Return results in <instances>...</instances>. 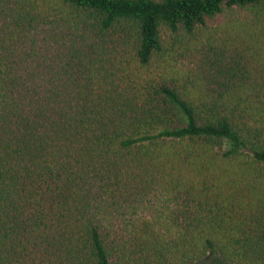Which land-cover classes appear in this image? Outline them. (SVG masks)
<instances>
[{
	"label": "trees",
	"instance_id": "obj_1",
	"mask_svg": "<svg viewBox=\"0 0 264 264\" xmlns=\"http://www.w3.org/2000/svg\"><path fill=\"white\" fill-rule=\"evenodd\" d=\"M0 264H264V0H0Z\"/></svg>",
	"mask_w": 264,
	"mask_h": 264
},
{
	"label": "rangeland",
	"instance_id": "obj_2",
	"mask_svg": "<svg viewBox=\"0 0 264 264\" xmlns=\"http://www.w3.org/2000/svg\"><path fill=\"white\" fill-rule=\"evenodd\" d=\"M207 262L215 263L214 257H213V256H209V257L207 258Z\"/></svg>",
	"mask_w": 264,
	"mask_h": 264
}]
</instances>
